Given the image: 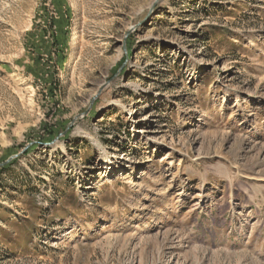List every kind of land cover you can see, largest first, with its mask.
Instances as JSON below:
<instances>
[{"label": "rangeland", "instance_id": "374dc122", "mask_svg": "<svg viewBox=\"0 0 264 264\" xmlns=\"http://www.w3.org/2000/svg\"><path fill=\"white\" fill-rule=\"evenodd\" d=\"M16 154L0 264H264V0H0Z\"/></svg>", "mask_w": 264, "mask_h": 264}, {"label": "water", "instance_id": "95a60500", "mask_svg": "<svg viewBox=\"0 0 264 264\" xmlns=\"http://www.w3.org/2000/svg\"><path fill=\"white\" fill-rule=\"evenodd\" d=\"M53 142H51V143H44L45 145H50V144H52ZM28 147V146H27ZM26 147V148H27ZM25 148V149H26ZM24 151V150H23ZM20 154V153H19ZM19 154H16V155H13V156H11L8 160H6L5 162H3V163H0V165H4V164H6V163H8L11 159H13L14 157H17Z\"/></svg>", "mask_w": 264, "mask_h": 264}]
</instances>
